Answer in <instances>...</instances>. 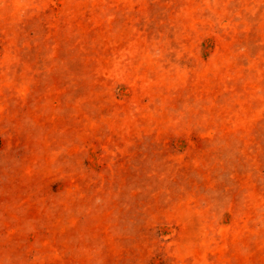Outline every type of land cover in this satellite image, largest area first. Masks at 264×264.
Returning a JSON list of instances; mask_svg holds the SVG:
<instances>
[{
  "label": "rangeland",
  "instance_id": "rangeland-1",
  "mask_svg": "<svg viewBox=\"0 0 264 264\" xmlns=\"http://www.w3.org/2000/svg\"><path fill=\"white\" fill-rule=\"evenodd\" d=\"M0 264H264V0H0Z\"/></svg>",
  "mask_w": 264,
  "mask_h": 264
}]
</instances>
